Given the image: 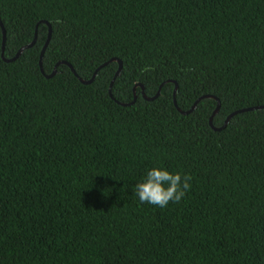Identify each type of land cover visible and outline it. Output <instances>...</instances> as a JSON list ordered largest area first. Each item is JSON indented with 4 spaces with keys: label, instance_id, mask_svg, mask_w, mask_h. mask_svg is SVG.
<instances>
[{
    "label": "trees",
    "instance_id": "trees-1",
    "mask_svg": "<svg viewBox=\"0 0 264 264\" xmlns=\"http://www.w3.org/2000/svg\"><path fill=\"white\" fill-rule=\"evenodd\" d=\"M218 105L264 106V0H0V264H264V109Z\"/></svg>",
    "mask_w": 264,
    "mask_h": 264
},
{
    "label": "clouds",
    "instance_id": "clouds-1",
    "mask_svg": "<svg viewBox=\"0 0 264 264\" xmlns=\"http://www.w3.org/2000/svg\"><path fill=\"white\" fill-rule=\"evenodd\" d=\"M142 71L152 69L145 67ZM191 179V175L187 173L154 167L148 171L143 181L135 185L134 190L142 204L149 203L164 208L169 202L179 203L183 199L191 188Z\"/></svg>",
    "mask_w": 264,
    "mask_h": 264
},
{
    "label": "water",
    "instance_id": "water-1",
    "mask_svg": "<svg viewBox=\"0 0 264 264\" xmlns=\"http://www.w3.org/2000/svg\"><path fill=\"white\" fill-rule=\"evenodd\" d=\"M1 25H2V27L4 28V26H3L2 23H1ZM3 31H4V29H3ZM50 37H51V33H50V35H49L48 42L46 43V46L44 47V49H43V51H42V54H41L40 65H41V69H42V71H43V68H42L43 56H44V53H45L46 47H47V45H48V43H49V41H50ZM5 40H6V38H5V31H4V42H5ZM35 41H36V40H34L33 43H35ZM33 43L30 44V45L27 46V47H31V46L33 45ZM21 52H22V50L20 51V53H21ZM118 62H119V64H120V67H119V70H118V72H117V74H116V78H117L118 76H120V74H121V70H122V63H121V61H119V60H118ZM69 66H70V65H69ZM70 67H71L72 71L75 73V75L77 76V74H76L74 68H73L72 66H70ZM54 74H56V70H55L50 76H48V77H51V76H53ZM95 78H96V74H95V75L93 76V78H92L91 80H89V81L82 80V79H80V80H81V82H82L83 84H90V83H92V82L95 80ZM116 78H115V79H116ZM115 79H114V81H115ZM177 88H178V86L176 85V91H177ZM110 92H111V91H110ZM160 93H161V88H160V90L158 91L157 95L154 96V97H152V98H148V97H146L144 91H143V96H144V98H145L146 100H150V101H151V100H154V99H156L157 97H159ZM175 97H176V92H175ZM136 98H137V97H135L134 101L136 100ZM121 104L124 105V106H129V105H131L132 103H121ZM175 105L177 106L176 99H175ZM196 105H197V102H196V104L193 106V108H192L191 110H189V111H182V110H180V112H181L182 114H185V115H186V114H189V113H191V112L195 109ZM219 107H220V105H218V108L216 109V111L214 112V114H213V116H212V118H211V126H212L215 130H217V131L222 130L223 128H225V127L227 126V124L229 123V121L232 119V117L235 116V115L238 114V113H243V112H248V111H253V110H261V109H264V106H258V107L246 108V109H243V110H240V111L234 112L232 115H230V116L227 118V120H226V122H225V124H224V126H223L222 128H216V127L213 126V122H212V120H213L214 116L218 113V111H219Z\"/></svg>",
    "mask_w": 264,
    "mask_h": 264
}]
</instances>
